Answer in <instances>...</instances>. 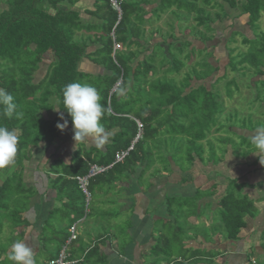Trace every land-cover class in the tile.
<instances>
[{"label": "trees", "instance_id": "obj_1", "mask_svg": "<svg viewBox=\"0 0 264 264\" xmlns=\"http://www.w3.org/2000/svg\"><path fill=\"white\" fill-rule=\"evenodd\" d=\"M115 1L119 5V10L114 8L112 0H96L95 10L92 13L89 11L92 18L97 19V22L92 24L81 17L79 10L74 9L79 0H0V4L7 5V8H3L0 11V89L10 92L15 97L16 111L20 113L18 118L15 114L11 118L0 115V124L7 126L9 129L18 128L20 130L18 145L21 155L26 156L28 152H31L32 148L39 144L43 132H55L54 134H56L59 122L54 123V127L50 129L38 114L40 108H42L41 105L52 95L55 94L59 100L63 101L62 90L69 83H86L95 87L99 91L101 104L107 109L101 119L105 130L118 126L121 128L113 138V145L107 148L108 150L105 153L106 159H93L91 158V153H87L88 157H86V160L82 157L76 159L70 166V169H67V165H64L67 175L64 173L56 181L65 183L68 186L70 184L66 189L70 203L68 204L69 208L66 210V215L62 217L59 224H66L68 220L70 225L60 226L55 230L54 240L60 244L53 253L47 248L52 244L51 237L45 236L41 238L42 241L47 242V245L41 246V249L34 252L35 264H52V261L58 259L63 250L65 252L66 264H69V261L70 264L72 263L70 260L71 254L75 252L71 251L70 247L74 244L73 240L77 236L75 230V238H72L71 228L74 226V223L78 222L79 218L86 217L88 214L87 208H89L77 177L86 176L90 165L94 162L102 165L111 164L116 152L127 149L130 146V142L139 133L137 121L143 123V132L142 138L135 144V151H131V156L127 157L123 163L121 162L122 164L117 163L112 166L108 172H112L118 168H125L131 165L132 162L136 164L137 162L141 163L147 159L149 160L147 154L138 155V152L144 148L143 146L148 139L153 138L159 132L160 129L157 130V128L162 118L164 122H168L173 116H178L177 121L180 119L181 122H178L180 125L175 127L172 123V128L168 132H172L173 135L187 133V159L189 161L194 159L195 156L193 155L200 156L202 154L203 147L199 142L205 137L203 132H200L199 130L201 129L197 130L191 124L188 125L182 119L189 114H206L209 110L223 107V103L216 100L218 94L208 91L202 85L199 86L201 88L195 89L188 94L186 92L192 79L200 80L206 78L210 75L209 72L214 69L206 59L212 55H216V47L222 52L219 53L225 55V61H227L225 68L230 67L234 72L240 71L242 75H245L247 71L248 76L252 74L260 75L263 78L258 79L255 84L262 83L264 85V27L262 30L259 25L260 18L264 13V0H215V4L212 7L218 6L220 11H215L213 16L210 11L198 7L194 1L190 2V0H187V12L192 13L194 11V18L198 24L204 25V30L198 31L202 35V38H200L202 41L200 42L205 40L210 41L221 35L220 32V34L216 32L212 24L223 22L229 16V10L236 7H240L239 9H241L238 18L234 19L232 25L227 27L226 30L234 26L240 27L242 24L238 25L237 23L242 16L248 15L249 19L246 21L245 26L249 32H252V37L247 36L243 32L245 39L242 42L244 44H250L253 41L259 40L261 42L257 49L250 47L247 51H243L239 47L231 48L230 44L233 43L229 44L230 39L235 40L237 37L236 31L231 32L230 37L222 41L217 40L218 44L216 46L212 42L210 45L212 46L211 49L208 50L209 47L204 46L203 50L208 53L209 57L206 56L204 58L205 62H196L188 71L185 79L179 82L174 78L166 76L152 79L148 82V74L150 72L154 74L156 71L154 59H151V56L139 63L135 72H133V65H129L127 58H135L140 53L138 51L127 50L129 51L128 53H123L118 57V52L113 51L114 38L120 44L127 46V48L135 43L137 39H141V33L143 32L141 25L144 22L143 18L145 15V9L142 7L140 0ZM205 2L211 3L210 0H206ZM172 4L180 6L182 0H164L159 10L164 11ZM60 6L66 8H60ZM256 28L259 32L257 36L255 33ZM211 32H215V34L209 35ZM239 32L242 31L239 30ZM88 41L100 44L101 47L96 51V54L101 57V60L97 61L107 63L110 74L92 78L77 70L78 62L84 56ZM50 53L55 58L52 61L50 70L45 79L39 83H35L33 81L34 74L38 70L43 56ZM190 54H187V60L192 58ZM234 59H236V65L232 63ZM177 60L172 57V60L169 62L174 71H179L182 66L180 61ZM196 66L207 67L205 71H200ZM249 67H252L253 70H248ZM131 74L134 82L135 80H142V84H134L133 86L137 90L140 88V90H134L135 94L132 104L139 103L142 90L147 89V92H144L147 95L146 98L141 103V106L137 108L139 110L134 113L135 116L133 115L132 118L128 116L130 113L128 110L124 109L125 113L119 112L120 108L122 110L123 108L131 109L128 106L130 103L127 101L117 102L123 90L128 86L130 82L128 76ZM120 78H122V84L115 91H112ZM232 82L234 85H237L235 79ZM42 87L48 88L41 92V96H37L36 94L43 90ZM228 96H233L232 91H228ZM31 98L34 102H31ZM33 103H36V105ZM62 109L66 110L64 104ZM166 114H168L166 116L168 119L163 117ZM234 114L238 115V112L232 113L231 118ZM215 116L216 113L206 114L204 121L214 126L218 123V120L215 122ZM71 119V116L67 112L66 120L70 121ZM198 121L200 120H196L193 117L192 125H196ZM260 127H264V120L255 121V124L251 123L249 127H239L240 130H246V133L240 134L243 140L239 141L238 144L234 142L229 143L230 139H222L221 141L225 145L226 143L234 144L233 150L236 152H240L242 149L240 154L246 158L256 151L252 144L253 136L247 132H252ZM193 131H196V134ZM191 133L194 135H191ZM228 151L229 149L223 148L224 153ZM142 152L145 153L144 151ZM212 156H215L214 152ZM106 173L102 174L101 177H104ZM99 178L98 176L91 177L88 181L87 190L89 185ZM236 182L237 180L232 181L231 189L226 192L219 202V221L221 224L224 223L223 233L230 239L239 237L241 231L247 225V216L252 217L255 214L253 199L241 191L235 192L237 187ZM29 193L30 189L21 179H17L16 174L7 175V180L0 189V235L8 227L10 229V237H0V264H13L8 259L10 246L14 241L24 239V232L20 231V229L29 224V218L24 215L29 207L31 197ZM189 199L187 198V201ZM76 201L79 202L77 203ZM193 214V209L187 210L188 216ZM44 226L45 224L43 225L42 234L46 233ZM175 236L176 238L162 237L161 239L165 240L164 244H161L158 240L153 248V253L167 258L170 257L169 254H174L177 257V261H169L168 263L184 264L182 260L186 259L182 257L187 255L181 251V247L174 245L179 240L177 238L178 234H175ZM187 250L192 255L191 258L195 259L194 262H201L206 259L209 261L219 257L217 253H209L207 257H200L204 255L200 250H192L188 247ZM92 251L86 254V258L91 255ZM252 255L254 257L248 258L246 264L259 263V255L257 259L255 253H252ZM188 259L189 256H187V264L190 262ZM78 264H86L85 258L80 263L78 262ZM155 264H159V262H155Z\"/></svg>", "mask_w": 264, "mask_h": 264}, {"label": "crops", "instance_id": "obj_2", "mask_svg": "<svg viewBox=\"0 0 264 264\" xmlns=\"http://www.w3.org/2000/svg\"><path fill=\"white\" fill-rule=\"evenodd\" d=\"M163 2L164 0H145V5H143V8L145 9V15L143 14L144 22L141 25L143 32L141 33L140 38H144L147 28L150 29L151 26L155 27V23L158 20L154 23H152V20L155 19L153 17L156 12H163L159 10ZM95 3L96 0H79L74 9L79 10L81 17L93 24L94 22H97V19L94 17L92 18V16L89 14V11L92 13L95 10ZM176 5L177 4H172L166 10H174ZM60 8L66 7L60 6ZM239 8L240 7H238L237 10H240ZM148 14L151 15V17H148ZM237 24H242V19H240ZM158 29L159 28H157L155 31H152V34L154 35L157 33L160 35L161 33ZM167 31H165V33ZM161 39H163V37ZM140 40L142 39H137L135 43L131 44V46L127 48L131 49L134 46H138L139 49L136 51L139 53L143 52L142 54H139V56L143 55L142 57L144 58L138 60L136 65H133V72H135L139 63H141L144 59L151 56V59L155 60L154 57H156V55L154 54H157L158 50H160V42H147V44H151L152 46L150 51L147 47V49L145 47L141 48V45L145 46L146 44H142L143 41L141 42ZM169 40H172L171 37L163 39L164 45H167L168 47L167 51H169V46L174 44L173 42L169 43ZM91 43L96 45L91 46ZM213 44L216 46L217 42H213ZM100 47L101 46L98 42L88 41L84 56L80 59L77 65L78 71L85 73L92 78L110 74L107 65L101 61H97L101 60V57L96 54V51L100 49ZM203 48L204 46L200 47V49ZM163 49L164 47H162V50ZM219 52L221 51H219L218 47H216V55H212L208 58V62L215 69H212V71L209 72L210 75H208V77L212 76L213 73L215 74V72L217 73L218 71H225V74L219 78L224 79L228 75L225 66L221 65V58H218ZM162 54L157 55V57H159L157 58V63H160L161 65L166 59ZM49 55L51 54H45L43 56L39 68L33 77V81L35 83H39L46 78L52 61L55 59L53 56L51 57ZM224 59L225 55H223V60ZM155 67V72H157L159 67L156 65ZM183 68L184 66H181L180 70ZM166 71L179 72L174 71V68H169ZM152 76L153 75L149 76L148 82H150L152 79H157L151 78ZM186 76H184L183 80ZM233 80L234 79L228 83L226 82V86L234 84L232 82ZM179 81L180 80L178 79L177 82ZM129 84L123 90L120 95L121 98L119 97V99H123L122 101L125 99V101L130 103L128 106L131 109H137L140 107V104L144 101V99L141 98L139 103L132 104L135 88L133 86L129 87ZM47 88L48 87H42L43 90L38 92L36 95L41 96V92L45 91ZM144 90L147 91V89ZM218 97L216 100H218ZM31 102H34L32 98ZM33 104L36 105V103ZM41 106L42 108H40L38 115L50 129L54 127V123L59 122L58 124H63L64 120H66L67 111L62 109L63 101L59 100L55 94L52 95L47 101L45 100V103ZM120 109V113H125ZM61 113L63 114L64 119H61ZM133 115L135 116V114L131 112L128 114V116L131 118ZM167 115L168 114L164 115L163 117H166ZM166 119L168 118L166 117ZM165 124H167V122H164V119L162 118V121L157 128V130L160 129L159 132H157L153 138L146 141L145 145L143 146L144 148L138 152V155L147 154L149 158V152L152 153L151 148L153 147L154 149L156 143L160 144L162 136H168L171 133L168 132V128H164ZM57 128L58 131L56 130V134H54L55 132H52L53 134L51 132H43L42 139L40 140L39 144L32 148L31 152H28L26 156L21 155L18 145L15 163L10 165L9 168L0 169V189L7 180L8 174H16L17 179H21V181L30 189L29 194H31V197L29 207L24 214L29 218V224L21 228L20 231L24 232L23 240L32 247L34 252L38 251V249H41L42 240L39 237V234L42 233L43 225L49 221L51 217H53V219H62V217L66 215V210L69 208L68 204L70 203V198L67 195L66 189L70 186V184L68 186L65 183L57 182L56 179L60 176H63L64 173L67 175L64 170V165L73 163V159L71 158L73 156L71 155L72 152L79 151L84 160H86V157H88L87 153H91V158L93 159H106L107 157L105 153L108 150L107 148L113 145L114 136L117 135V133L121 130L119 126L106 129L108 131L107 133L109 139L103 147H98L96 144L90 141H75L72 119L70 121L68 120L67 126L63 129L59 127ZM10 130H15L19 138L20 130L18 128H12ZM66 141L73 142L67 143ZM131 143L132 142H130V145ZM135 149L136 147L132 150V152H134ZM232 151L233 149L224 153L227 154V157H224V160L222 159L219 161L220 158L218 159L219 164L217 165V172L215 175H217V178L222 179L215 180V178L211 175L208 179V173H211V171H207L205 167L201 168L198 166L194 169L193 173H190L193 170L192 167L191 169L186 170V173H184V171H182L175 164L174 166L172 165L169 179L164 178V176L167 175L166 170L162 171L159 169L160 177H157L155 176V171L158 169V165L156 164V161L151 162L150 159H147L141 163L137 162L136 164L132 162L131 165L126 166L125 168H118L112 172H108V170L106 171L107 173L105 172L106 174L104 177H101V175L104 173L97 175L100 178L93 184L89 185L87 190L88 192L85 193L83 191L85 201L87 202V206H89V208H87L88 214L86 217L79 218L78 222L74 223V225H76L77 237L75 240H73L74 244L72 245V250L76 254H71V264H78V262L80 263L84 260V258L87 264H155V262H159V264H172V262H168L177 261V257L174 254H169V258L163 255L160 257V255H155L153 253V248L155 247L158 240L167 235L164 231L172 229L174 225H178L180 217L176 214V212H179V209L177 208H179V205L182 206L186 204L187 198L194 199L198 206L196 213L191 216L187 215V221L190 220V223H194L195 225L197 222H201V224L197 228L195 234H191L187 230V241H185L183 235L181 234V230L177 228L174 233L178 234L177 238L179 240L174 245L181 247V251L189 256V264H206V262H208L207 259L198 263L196 261L194 262L195 259L191 258L192 255L190 252H187V247L191 248L192 250L201 251L200 243H203L206 238L209 239L211 237H213V242H211L213 243V246L207 244L210 242L209 240H205L204 243L207 252H215L220 257H217V260L213 259L214 261L208 264H243L242 261H244V259L249 258V256L254 257L252 253H255L256 259L259 255L258 264H264V242L260 243L261 245L256 246L254 245L253 241L254 235L260 238V240L264 239V164L256 168H240L241 164H238V162L241 160H236V158H240V156H233ZM253 153L248 156L251 157ZM263 156L264 154L260 155V157L264 158ZM57 160L61 161V164L56 163ZM199 161L204 162V160L201 159H199ZM93 164L99 163L94 162ZM215 164H217V161ZM255 164H257V160L254 164H252V166ZM194 165L195 164H193V166ZM203 165L206 166L205 164ZM241 166L244 167L245 165ZM138 167H141L140 174L136 179L135 184L132 185L131 183L127 182V180L131 177V174L138 171ZM145 174L151 175L150 187H146V183L143 182ZM175 174L176 176L172 178L171 175L174 176ZM241 177L243 178V181L242 188L239 191L247 194L253 199L255 203V214L252 217L247 216V225L239 237L236 239L228 238L227 241H225L224 237H222L223 233L217 232L218 227L216 225L211 228V226L208 225L205 216L210 214L211 218V215L214 214V211L216 209L219 210V202L226 192L231 189L232 181H238V178L240 179ZM122 180L123 184H121ZM95 190L100 194L99 198L104 201L105 204L107 203L110 205L111 210L101 214L99 213L98 209L95 208L94 212L92 206L98 202L97 198L95 199L93 195ZM200 191L201 194H199ZM110 192H114L115 195H111L112 197L106 196ZM180 197H185L186 199L183 202H174L176 201L175 199H179ZM208 211H210V213H208ZM99 216H109L116 224H118L117 220H120L121 223L124 222L126 224V236L128 237L125 236V239L122 242L121 238H124V234L122 233L120 238L113 237L112 239L110 238L107 240V235L109 232L105 231L106 225L102 219H98ZM184 216H186L185 213ZM82 219H85L87 223L81 227L79 231H77V227L81 223ZM36 222L40 227L38 232H36L38 229L34 224ZM202 223H204L203 226ZM60 226L64 227L66 224L63 223L60 224L59 227ZM157 227H160L161 229H159L162 230V232L155 230ZM221 227L223 228V226ZM191 241H194L193 244L195 245L192 246L191 243L188 244ZM244 247H249L245 254L242 251ZM91 250L94 252L92 251L91 260L88 261L86 254ZM209 253H206L200 257H207V254ZM187 256L182 257L183 259H186L182 260V262L184 261V264H187ZM246 262L247 259L245 260L244 264H246Z\"/></svg>", "mask_w": 264, "mask_h": 264}, {"label": "rangeland", "instance_id": "obj_3", "mask_svg": "<svg viewBox=\"0 0 264 264\" xmlns=\"http://www.w3.org/2000/svg\"><path fill=\"white\" fill-rule=\"evenodd\" d=\"M129 1H137V0H129ZM141 1V5L143 7V5H145V1L144 0H140ZM174 1V0H173ZM180 1V0H179ZM194 1L196 3V5L198 7H201L204 10L210 11L212 16L213 13L215 11H220L218 9V6L212 7V5L215 4V0H210L211 3H206V0H190V2ZM219 1V0H216ZM92 2V1H91ZM226 5V4H225ZM228 7V5H227ZM3 8H7V5H2L0 4V11ZM167 8V7H166ZM175 8V6H174ZM187 0H182V4L179 6L178 4L176 5V8L174 10H164L162 13L156 12L154 17L155 19H153L152 23H154L155 21H157L155 23V27H152L149 29L147 28L146 33L144 34V38H141L142 40H140L142 42V44H146L141 45L143 47H147L150 51H151V44H147V42H160L161 45H159L160 50H158L156 55L155 60L153 61L154 64L156 66H158V70L157 72H155L154 74L152 72H150L148 75H153L151 78H162L164 76L168 77V78H174L176 81L179 80H183L184 76H186V74L188 73V71L191 69V67L197 62V63H201V62H205L204 58L208 56V53L205 52V50L203 49H198L201 46H206L209 47V49L212 48L211 43L212 42H217V40H224L228 37H230L231 32L236 31V38L235 40H231L229 41L230 43V47L234 48V47H239V49H243V51H247L248 48L250 47H255V49H257L258 45L260 44V40L259 41H253L250 44H244L242 41H244V34L243 32H245V34L249 37H252V32H249L248 28L245 27L246 25V21L249 19L248 15L246 16H242V25H240V27H232L229 30H226L227 27H229L230 25H232V21L236 18H238V13H240L239 11L241 10H237V7L235 9H230L229 10V16L225 18V20L221 23H215L212 24L214 26V29H216L217 33H221V35L215 37L214 39L210 40V41H202L200 38H202L201 32L198 33V31H202L204 30V25L201 26L198 24L197 20L194 18L195 17V12L193 11L192 13H188L187 12ZM52 11V10H51ZM54 13V11H52ZM149 15V14H148ZM147 15V16H148ZM146 16V18H147ZM148 17H151V15H149ZM160 18V19H159ZM171 23V24H170ZM258 24V23H257ZM259 25H260V29L263 30L264 27V13L262 15V17L260 18L259 21ZM222 27H224L222 29ZM157 28H159V32L161 33L159 34H152V31H155ZM220 28V30H219ZM169 29V30H168ZM168 30V31H167ZM224 30H226L224 32ZM241 30L242 32L238 31ZM165 31H167L165 33ZM252 31V30H251ZM165 33V34H164ZM219 33V34H220ZM256 36L259 34L258 29L256 28L255 30ZM214 35L215 32H211L209 33V35ZM254 35V34H253ZM163 37V39H167L168 37H171L172 40H169L168 42H173L174 44H171L169 46V51H167V45H164L163 39H161ZM254 37V36H253ZM204 39V38H203ZM183 44H182V43ZM120 43V42H119ZM181 43V44H180ZM210 44V45H209ZM91 46L96 45L91 43ZM121 47L117 50L118 51V57H120L121 54L123 53H128L129 51L127 50H137L139 49L138 46H134L131 49H127V46L120 44ZM162 47H164V49L162 50ZM146 48V49H147ZM195 48V49H194ZM247 48V49H246ZM126 50V51H125ZM143 50V49H142ZM144 51V50H143ZM212 51V50H210ZM148 52V50H147ZM171 55H170V53ZM143 52H140V54H142ZM163 53V54H162ZM191 53V54H190ZM51 54V53H50ZM147 54V53H145ZM163 55V57H165L166 59L164 60V63L161 65L160 63H157V55ZM187 54L191 55L192 58L187 60ZM49 56H53V55H49ZM143 56V55H142ZM137 56L135 58H131L128 57L127 58V62L129 63V65H136L137 61L140 59H143L144 57ZM171 57L178 59L177 61H180V64L182 66H184L183 69H181L179 72H167L166 70H168L169 68H172L171 65L169 64V62L171 61ZM218 58H221V65L226 66L227 61H225V59L223 60V54L219 53L218 54ZM208 61V59H206ZM233 65H236V59H234L232 61ZM107 65V63H106ZM207 67V66H206ZM206 67H199L196 66V68L200 71H205ZM240 67V66H238ZM253 70V68L249 67L248 70ZM133 71V70H132ZM227 71V77L224 79H219L221 76H223L225 73V71H218L217 73L215 72V74L213 73L212 76H209L207 79H203V80H197V79H192L190 82V86L187 87L186 92L187 94L190 93L191 91L201 88L199 87L200 85H202L203 87H205L208 91L214 93V94H219L218 100L223 103V107L220 109H213V110H209L208 112H206V114H215V122L218 120V123L216 125H212L209 124L208 122H205V118L206 114L203 113H199V114H189L188 116L184 117V119H182L183 121H185V123H187L188 125L191 124V126H193L194 128H196L197 130H199L200 132H203L204 134V139L200 140L199 143L202 144L203 150H202V154L199 155H193L195 156L194 159L192 161H189L187 158V133L186 134H179V135H173L172 132L168 135V136H162V140L160 142V144H155V147L153 149V147L151 148V152H149V159L151 162H155L158 165V169L155 171V176L160 177L159 174V169L160 170H166L167 175L164 176V178L169 179V175L171 174V169H172V165L174 166L177 165L182 171H184V173H186V170L191 169L192 167V171L190 173H193L194 169L197 168L198 166L203 168L205 167L207 171H211V173H208V179L210 178V175L213 176L216 179H222V178H217V175H215V173L217 172L216 168L217 165L219 164L220 160H224V157H227V154H223V148H227L229 150L234 149L233 145L234 144H230L229 143H236L238 144L239 141L243 140V137H241L239 134L241 133H246V131L244 130H239L240 128L244 127V126H248L251 123L255 124V121H262L264 120V85L262 83L256 85L255 83L258 81V79H262L263 77L260 75H249L248 76V71L246 72L245 75H242L241 72H234L232 68L227 67L226 68ZM130 78V84L129 87L134 86V84H142V80H135V82L132 79V74L128 76ZM128 78V80H129ZM232 79H235L237 82V85L231 84L230 86H226V82L228 83L229 81H231ZM226 86V87H225ZM140 90V88H139ZM137 90V88L135 89V91H139ZM228 91H232L233 96L229 97L228 96ZM144 92H147L146 90H142L141 98L145 99L146 98V94ZM123 99H118L117 102L121 103ZM125 101V99H124ZM199 102H201V100H199ZM141 106V104H140ZM128 110L131 113H135L137 110L139 109H128V108H123L120 109L121 111ZM235 111L238 112L237 114H234L231 118V114L234 113ZM195 117L196 120H200L198 121V123L196 125H192V118ZM177 117H172V119H170L167 124H165L164 128H168L171 129L172 126L171 124L173 123L175 125V127H177V125H180L178 122H181L180 119L177 121L176 119ZM180 118V117H179ZM261 119V120H260ZM102 123V122H101ZM209 125H207V124ZM103 124V123H102ZM240 127V128H239ZM163 128V129H164ZM261 128V127H260ZM192 129V128H191ZM218 129V130H217ZM258 129V128H257ZM252 132H247V133H251L252 136L255 134L256 130ZM186 130H187V125H186ZM165 131V129H164ZM248 131V130H247ZM106 132H108L106 130ZM194 134H196V131H193ZM168 134V133H167ZM193 133H191V135H194ZM227 140L230 139L231 141H229V143L225 145V143H223L221 140ZM165 140V141H164ZM54 142V141H53ZM67 143H72L73 141H66ZM104 146V145H103ZM102 146V147H103ZM242 150V149H241ZM240 152H236V151H232L233 152V156H240L236 158V160H241L240 162H238V164L241 165H245L244 167H242L240 165V168H244V169H248L250 168H256V167H260L263 164L259 161L260 155L264 154V153H259L256 151H254V153L252 154V156H248L247 158L241 157L242 155L240 154ZM213 152L215 153V156H212ZM73 155L71 158L73 159V162L76 161V159L82 157L81 153L79 151H74L72 152ZM218 156V157H217ZM264 157V156H263ZM220 158V159H219ZM199 159L204 160V162L199 161ZM219 159V161H218ZM264 159V158H262ZM215 160V161H214ZM257 160V164H255L254 166H252V164L255 163V161ZM217 161V164H215ZM173 162V163H172ZM56 163L61 164V161L57 160ZM70 163V162H69ZM193 164H195L193 166ZM203 164H205L206 166H204ZM72 164H67L66 168L70 169V166ZM239 168V167H238ZM140 169L138 167V171L134 172L133 174H131V177L127 180V182L131 183L132 185L135 184L136 179L139 177L140 174ZM206 174V173H205ZM185 175V174H184ZM176 174L174 176L171 175V177H175ZM188 177V176H187ZM150 180H151V175H144L143 178V182H145V186L146 187H150ZM242 181L243 178L241 177L240 179L238 178L237 183V187L235 189V192L238 193L240 192L239 190L242 188ZM121 184H123V180L121 182ZM188 193V192H187ZM201 194V191L200 193ZM94 198L98 200V202L96 204H93L92 208L95 212V208L98 209L99 213L103 214L104 212L111 210V207L109 204H105L104 201H102L99 196L100 194L95 190L94 191ZM115 195L114 192H110L108 195L109 197ZM103 197V196H101ZM100 199V200H99ZM186 198L185 197H180L179 199H175L176 201L174 202H183ZM95 201V200H94ZM187 203H188V208H187ZM186 204L184 205H179V212H176L177 215H179L180 220L178 221V225H174L172 227V229L170 230H166L164 231L167 235L165 237L169 238H174L175 237V230L177 228H179V230H181V234L183 235L185 241H187V230L189 231V233L191 234H195L197 228L200 226L201 222H197L196 225L194 223H190V220L187 221V209H193L194 213L197 211V202L194 199H189L187 201ZM181 208V209H180ZM184 213L186 216H184ZM208 213H210V211H208ZM95 215V213H94ZM199 216V215H198ZM197 216V217H198ZM205 216V215H204ZM212 217L210 218V214H208L206 217V221L208 223L209 226H211V228H213L215 225L218 227L217 228V232L218 233H223L224 229L221 227V225L224 227V223H220L219 221V210L216 209L214 211V214L211 215ZM98 219H102L104 224L106 225V232H109V234L107 235V240L108 239H112L113 237L115 238H120L121 234H124V238L127 234V232H125L126 230V224L124 222L121 223L120 220H117V223H114L112 221V218L109 216H99ZM60 220H62L61 218H55V219H50L49 221H47L45 223L44 226V231L46 233L39 234V237H51V246L49 245L47 248H49L51 250V252H55L56 248L59 246L60 243H58V241L54 240V236H55V230H57L59 228V223ZM65 220V219H64ZM200 221V220H198ZM189 224H188V223ZM87 223V221H85V219L81 220V223L78 225L77 227V231L80 230L81 227H83L85 224ZM35 227L38 229L36 232L39 231L40 227L39 224L34 223ZM70 225V223L68 221H66V226ZM204 225V223H202V226ZM160 227H157L155 230L161 231L159 229ZM8 231V232H7ZM10 229L8 227L5 228L4 232L0 235L1 238H6V237H10L9 235ZM242 232V231H241ZM128 237V236H126ZM222 237H224V240L227 241L228 237L227 235H225L224 233L222 234ZM205 240H209L210 242H208V245H212L213 246V237L209 238V239H205ZM205 240L203 243H200V248H201V253L202 254H206L209 253L207 252L206 246L204 245ZM161 244H164V239H160L159 240ZM195 241V240H194ZM194 241L189 242L188 244H193ZM253 241H254V245L259 246L261 245L260 243L264 242V239L258 238L257 236H253ZM199 242V241H198ZM105 243V242H104ZM47 242L46 241H42L41 246H46ZM31 247V246H30ZM242 248V247H239ZM70 249L72 250L73 247H70ZM249 247H244L243 248V253L245 254L248 250ZM219 250V249H218ZM215 253V252H213ZM208 255V254H207ZM222 256V255H221ZM220 257V256H219ZM251 256H249L250 258ZM248 259V258H246ZM242 261L243 264L245 263V260ZM87 260L90 261L91 260V255H89L87 257ZM214 260H217V258H215ZM214 260H209L208 262H206V264L213 262ZM198 263V262H197ZM87 264V263H86ZM242 264V263H241Z\"/></svg>", "mask_w": 264, "mask_h": 264}, {"label": "clouds", "instance_id": "obj_4", "mask_svg": "<svg viewBox=\"0 0 264 264\" xmlns=\"http://www.w3.org/2000/svg\"><path fill=\"white\" fill-rule=\"evenodd\" d=\"M64 108L72 118L75 141H90L102 147L109 139L101 119L107 109L101 104L98 90L79 82L69 83L62 90ZM15 97L4 89H0V115L11 118L16 111ZM61 119H64L61 113ZM67 120L57 126L66 127ZM252 144L259 153H264V127L258 128L252 137ZM18 136L15 130L0 124V169L9 168L15 163ZM261 158V157H260ZM264 164V159H260ZM8 259L13 264H35L34 251L26 241L16 240L10 246Z\"/></svg>", "mask_w": 264, "mask_h": 264}, {"label": "built area", "instance_id": "obj_5", "mask_svg": "<svg viewBox=\"0 0 264 264\" xmlns=\"http://www.w3.org/2000/svg\"><path fill=\"white\" fill-rule=\"evenodd\" d=\"M113 6L115 9L119 10V5L117 3V1L112 0ZM113 35V34H112ZM121 47L120 43L117 42L114 38V44H113V51L117 52V50ZM122 84V78H120V80L115 84L114 88L112 89V91H115L120 85ZM138 123V128H139V133L137 134V136L134 138V140L132 141L131 145L124 150H121L119 152L116 153L115 155V160L113 163L109 164V165H99V164H92L90 166L89 172L86 176H79L77 177V180L81 186V188L83 189V191L85 193H87V185H88V181L91 177H95L99 174L105 173L106 171H108L110 168H112V166H114L117 163H121L123 162L131 153V151L135 148V144L142 138V127H143V123L140 121H137ZM75 230H76V226L74 225L71 228L72 231V238H75ZM64 250L61 252L60 256L58 259L52 261V264H66V259H65V254H64Z\"/></svg>", "mask_w": 264, "mask_h": 264}]
</instances>
